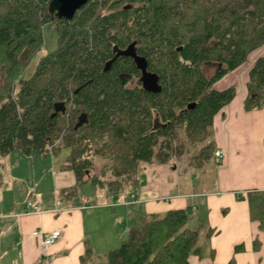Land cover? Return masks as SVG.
<instances>
[{"label":"trees","instance_id":"16d2710c","mask_svg":"<svg viewBox=\"0 0 264 264\" xmlns=\"http://www.w3.org/2000/svg\"><path fill=\"white\" fill-rule=\"evenodd\" d=\"M45 25L59 33V47L22 79ZM263 45L264 0H90L70 22L56 18L50 0H0V156L50 154L74 172L77 188L90 184L130 202L142 164L168 163L182 149L181 130L212 138L214 117L236 96L234 87L214 85ZM206 64L216 65L211 77ZM247 88V110L261 108L264 55ZM208 149L213 157V139ZM97 160L107 162L108 183L105 170L90 173ZM239 199L264 232V191ZM194 214L140 215L103 264H189L203 254L202 226H189Z\"/></svg>","mask_w":264,"mask_h":264},{"label":"crops","instance_id":"0c3cea01","mask_svg":"<svg viewBox=\"0 0 264 264\" xmlns=\"http://www.w3.org/2000/svg\"><path fill=\"white\" fill-rule=\"evenodd\" d=\"M250 58L216 84L218 91L237 86V94L213 120L217 170L208 188L204 185L210 169L203 174L202 186L192 189L191 184L183 186L168 165L147 163L141 166L135 198L129 196L125 203L90 184L73 191L74 172L62 169L60 160L50 154L15 151L0 156V264H83V257L88 264L95 254L120 248L119 225L134 224L143 214L188 207L196 209L203 249L202 256L190 257L189 264H264V232L251 221L248 202L239 199L252 190L264 191V103L261 108H246L249 73L257 60ZM219 152L224 157L216 164ZM30 198L38 212L27 206ZM82 198L89 199L85 208ZM35 230L59 231L61 237L43 253L32 236ZM208 230L213 231L210 238ZM239 245L244 250L237 253Z\"/></svg>","mask_w":264,"mask_h":264},{"label":"rangeland","instance_id":"374dc122","mask_svg":"<svg viewBox=\"0 0 264 264\" xmlns=\"http://www.w3.org/2000/svg\"><path fill=\"white\" fill-rule=\"evenodd\" d=\"M43 40H44L43 47L41 48L39 53L32 59V61L26 67L24 72L21 74L20 77L22 79H28L34 73L38 62L42 57H44L47 54H50V53H52L58 49V47H59V33L57 32V30L54 27H50L49 25H45L43 27ZM251 55H252V57L250 58ZM251 55L249 56L250 59H252V58L258 59L259 57L264 55V45L261 48H259L257 51H255L254 55H253V53ZM203 68L206 72L205 74L207 75V77H211L212 74L214 73L215 69H216V65L206 64L203 66ZM229 74L230 73H228L224 78H222L218 82H221L223 80L224 81L227 80V78L229 77ZM2 77H3V74L0 72V80H2ZM216 84L214 85V88L217 90ZM231 87H234L236 89V94H237V86H231ZM226 89H229V87L225 88V90ZM247 90H248V88H247ZM157 120H158V118L156 119V122H158ZM201 138L202 137L200 136V138H196V139L191 138L190 139L183 132V130H181L180 139L178 142H176L175 146H182V149L178 148L177 149L178 152H176L171 157L170 161L168 163H166V165L169 166L170 170H172V169H173V171L176 170V176H178L182 185L184 186L185 184H187V185L191 184L192 189H193V185H196V184H197L196 188H198L200 186V184L202 186V182L204 180L203 174L206 170H209V169H210V171H208V176L206 177L207 181L205 182L204 186L208 188L210 185H212V181H213L212 179H214L213 177L215 174L213 171L217 170V167H216L217 165H215V163H214L215 162L214 161V154H213V157H211V155H210L211 152L208 149V146H210V144H211L212 138H209V137H206L204 139H201ZM106 163L107 162H105L103 160H97L96 164H95L96 171L91 170L90 173L93 175L96 172H102L103 170H105L107 173H106L105 177H102V180L105 181L106 183H108L112 178L110 177L111 173L108 172V168L106 167ZM143 164H147V163H143ZM182 185H181V188H183ZM187 189L190 192L195 191V190H192L191 188H187ZM187 189H186V191H187ZM77 190L80 191V188H76L73 191H77ZM30 200H32V198H30ZM192 200H193V198H192ZM133 225H134L133 223L127 222V224H121L118 226L119 233H120L121 245H122L123 241H125L128 237L127 233H126V229L129 227H132ZM189 226L193 229H197L196 228L197 227L196 216H193L191 218ZM108 253L109 252H107V253L102 252L101 254H95L96 257L94 256L93 258H89L92 256L91 253H89L88 254V258H89L88 264H103L104 258L106 257V255ZM15 264H17V263H15Z\"/></svg>","mask_w":264,"mask_h":264},{"label":"water","instance_id":"95a60500","mask_svg":"<svg viewBox=\"0 0 264 264\" xmlns=\"http://www.w3.org/2000/svg\"><path fill=\"white\" fill-rule=\"evenodd\" d=\"M90 0H50L52 7L56 11V18L58 20H66L68 22L72 21L78 11H80ZM117 51V47H115ZM130 54L129 50L126 52L119 51L117 56ZM144 86H146V81H144ZM194 104L189 105V109H192ZM64 112L65 107L59 105L56 107V113ZM77 129V127H76Z\"/></svg>","mask_w":264,"mask_h":264},{"label":"built area","instance_id":"2783aa9c","mask_svg":"<svg viewBox=\"0 0 264 264\" xmlns=\"http://www.w3.org/2000/svg\"><path fill=\"white\" fill-rule=\"evenodd\" d=\"M223 157H224L223 153L219 152L216 155V164H220L222 162V160H223ZM130 198L134 199L135 195L132 194L130 196ZM81 201H82V204H83V208H85L87 206L88 202H89V199L88 198H82ZM27 206L29 208H33V211H35V212L39 211V207L35 206L33 204L32 200H30L27 203ZM193 213H196V209L195 208L193 209ZM126 233H128V229H126ZM32 236L37 239L39 247H40L41 251L44 253V252H47L48 249L51 246H53L55 243H57L60 240L61 232H59V231L44 232L42 230H35L32 233Z\"/></svg>","mask_w":264,"mask_h":264},{"label":"flooded vegetation","instance_id":"af4514ba","mask_svg":"<svg viewBox=\"0 0 264 264\" xmlns=\"http://www.w3.org/2000/svg\"><path fill=\"white\" fill-rule=\"evenodd\" d=\"M144 84V83H143Z\"/></svg>","mask_w":264,"mask_h":264}]
</instances>
